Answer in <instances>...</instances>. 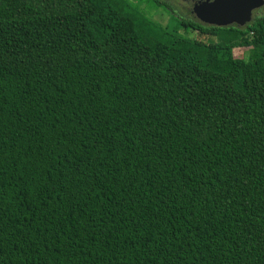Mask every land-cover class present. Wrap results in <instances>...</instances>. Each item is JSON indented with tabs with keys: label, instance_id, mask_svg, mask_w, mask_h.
<instances>
[{
	"label": "trees",
	"instance_id": "1",
	"mask_svg": "<svg viewBox=\"0 0 264 264\" xmlns=\"http://www.w3.org/2000/svg\"><path fill=\"white\" fill-rule=\"evenodd\" d=\"M174 17L0 0V264H264V17Z\"/></svg>",
	"mask_w": 264,
	"mask_h": 264
},
{
	"label": "rangeland",
	"instance_id": "2",
	"mask_svg": "<svg viewBox=\"0 0 264 264\" xmlns=\"http://www.w3.org/2000/svg\"><path fill=\"white\" fill-rule=\"evenodd\" d=\"M124 4V7L128 11L129 14L135 16L137 19H142L147 25L152 26L151 29L158 31L162 27V29H166L165 31H169L171 34H174L175 32H178L181 35H187L184 28L179 24L178 20L175 19V17L165 9H157L154 4H151L149 0H121ZM170 2L168 3L172 8L176 9V12L180 16H184L188 19L193 18L188 15L189 10H187L190 6L189 0H163ZM173 5V6H172ZM144 13V15L140 12ZM175 15V14H174ZM264 17V6L259 9L258 12L253 14V21L256 18ZM252 21V22H253ZM159 26L160 28L156 27ZM161 30V29H160ZM161 30L160 32H162ZM163 31V32H165ZM159 32V33H160ZM196 33H193L190 35L192 38H196ZM204 41V40H203ZM205 40L204 42H206ZM217 39H214L212 42H216ZM211 42V41H209ZM237 56L246 57L248 52L246 50H241L236 53Z\"/></svg>",
	"mask_w": 264,
	"mask_h": 264
},
{
	"label": "water",
	"instance_id": "3",
	"mask_svg": "<svg viewBox=\"0 0 264 264\" xmlns=\"http://www.w3.org/2000/svg\"><path fill=\"white\" fill-rule=\"evenodd\" d=\"M263 6L264 0H208L195 5L193 14L205 25L242 28L252 23L253 12Z\"/></svg>",
	"mask_w": 264,
	"mask_h": 264
},
{
	"label": "flooded vegetation",
	"instance_id": "4",
	"mask_svg": "<svg viewBox=\"0 0 264 264\" xmlns=\"http://www.w3.org/2000/svg\"><path fill=\"white\" fill-rule=\"evenodd\" d=\"M190 1V6H189V8L187 9V10H189V14L188 15H190L192 18H193V20H194V22H200L197 18H196V16L193 14V8H194V6L195 5H197V4H200L201 2L202 3H204V2H206V1H208V0H189ZM211 2L213 1V0H210ZM165 3H170V2H167V1H164ZM173 6V5H172ZM166 11H169L172 15H176V14H178L177 12H176V9H174V8H172L170 5H169V7H167L166 8ZM259 11V9L258 10H256V11H254L253 12V14L254 13H256V12H258ZM174 15V16H175ZM177 17H179V19H183L184 18V16H180V15H176ZM201 23V22H200ZM203 24V23H202ZM235 26V25H234Z\"/></svg>",
	"mask_w": 264,
	"mask_h": 264
}]
</instances>
